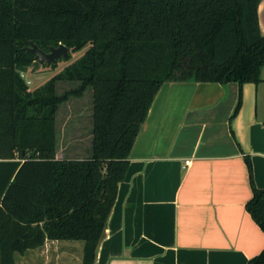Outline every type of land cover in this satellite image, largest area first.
Returning <instances> with one entry per match:
<instances>
[{"label":"trees","instance_id":"16d2710c","mask_svg":"<svg viewBox=\"0 0 264 264\" xmlns=\"http://www.w3.org/2000/svg\"><path fill=\"white\" fill-rule=\"evenodd\" d=\"M260 0H0V264L46 240L96 250L128 156L165 82L258 83L264 66ZM29 42L84 53L30 89ZM69 52V53H70ZM69 58V57H68ZM67 58V59H68ZM54 65V64H51ZM58 81L78 86L61 95ZM92 91L90 154L55 157V115ZM241 93L233 111L240 107ZM246 210L264 231V190ZM246 264H264V249Z\"/></svg>","mask_w":264,"mask_h":264},{"label":"crops","instance_id":"0c3cea01","mask_svg":"<svg viewBox=\"0 0 264 264\" xmlns=\"http://www.w3.org/2000/svg\"><path fill=\"white\" fill-rule=\"evenodd\" d=\"M257 15L264 35V0ZM260 77L241 86L161 85L129 152L94 264H246L261 253L264 231L245 207L253 195L247 159L254 186L264 190V66ZM61 251L56 261L64 260Z\"/></svg>","mask_w":264,"mask_h":264},{"label":"rangeland","instance_id":"374dc122","mask_svg":"<svg viewBox=\"0 0 264 264\" xmlns=\"http://www.w3.org/2000/svg\"><path fill=\"white\" fill-rule=\"evenodd\" d=\"M84 47L76 52H70L68 59H58L54 65L40 63L35 69L29 67L24 71L29 88L35 89L43 85L53 75L61 72L67 65L77 60L86 50ZM78 86L77 82L58 81L55 83V93L64 92ZM92 91L87 88L80 98L70 97L62 103L55 115L56 148L55 157L74 159L85 158L90 154L92 128ZM56 248L43 245L35 250L26 251L20 255L14 254L15 264H80L82 241L60 240ZM58 245V248H57ZM65 254L64 260L56 261L57 249ZM44 255H43V252ZM54 254V255H53Z\"/></svg>","mask_w":264,"mask_h":264},{"label":"water","instance_id":"95a60500","mask_svg":"<svg viewBox=\"0 0 264 264\" xmlns=\"http://www.w3.org/2000/svg\"><path fill=\"white\" fill-rule=\"evenodd\" d=\"M27 51L34 54L32 67L35 69L40 63L55 64L58 59H67L69 57V49L60 44L57 47H50L48 52L39 49L33 42H29Z\"/></svg>","mask_w":264,"mask_h":264},{"label":"built area","instance_id":"2783aa9c","mask_svg":"<svg viewBox=\"0 0 264 264\" xmlns=\"http://www.w3.org/2000/svg\"><path fill=\"white\" fill-rule=\"evenodd\" d=\"M21 76L25 78V76H24V74H23V73H21ZM25 80H26V79H25ZM26 84H27V85H29V84H30V81H29V80H26ZM188 163H189V161H188V160H187V161H185V164H188Z\"/></svg>","mask_w":264,"mask_h":264}]
</instances>
